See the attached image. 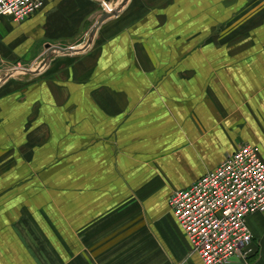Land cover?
Wrapping results in <instances>:
<instances>
[{"label":"crops","instance_id":"crops-1","mask_svg":"<svg viewBox=\"0 0 264 264\" xmlns=\"http://www.w3.org/2000/svg\"><path fill=\"white\" fill-rule=\"evenodd\" d=\"M49 56L0 81V264H203L169 195L243 144L264 161V0H46L0 19V72ZM246 220L234 264H264V215Z\"/></svg>","mask_w":264,"mask_h":264},{"label":"built area","instance_id":"built-area-1","mask_svg":"<svg viewBox=\"0 0 264 264\" xmlns=\"http://www.w3.org/2000/svg\"><path fill=\"white\" fill-rule=\"evenodd\" d=\"M46 0H0V19L20 23ZM107 11L112 9L104 3ZM243 144L213 170L169 195V209L203 264H234L251 252L252 213L264 215V161Z\"/></svg>","mask_w":264,"mask_h":264},{"label":"rangeland","instance_id":"rangeland-1","mask_svg":"<svg viewBox=\"0 0 264 264\" xmlns=\"http://www.w3.org/2000/svg\"><path fill=\"white\" fill-rule=\"evenodd\" d=\"M42 62H35L34 63V65L33 64H31L27 69L28 70H37V69H39L40 68V64H41ZM21 68V69H20ZM20 68H16V69H8V70H3V71H1L0 72V81L1 80H3V79H7V78H9V75L11 76V77H21V78H23V77H25V76H27L28 75V72L27 71H25V70H23L22 68H25V67H20ZM16 70V71H15ZM16 73V74H15ZM10 77V78H11Z\"/></svg>","mask_w":264,"mask_h":264},{"label":"water","instance_id":"water-1","mask_svg":"<svg viewBox=\"0 0 264 264\" xmlns=\"http://www.w3.org/2000/svg\"><path fill=\"white\" fill-rule=\"evenodd\" d=\"M111 15H113V13L111 11L106 12L102 16V18L98 21V24H100L104 19L110 17ZM88 44H89V41L87 42L86 45H88ZM59 51L64 53V54H69V53L75 52L77 50H74V48H59ZM48 59H50V56L43 60L42 64H40V68H41V66H43L44 64H46L48 62ZM23 70L27 71L28 73H36L37 72V70H33V71L28 70V69H23Z\"/></svg>","mask_w":264,"mask_h":264},{"label":"bare ground","instance_id":"bare-ground-1","mask_svg":"<svg viewBox=\"0 0 264 264\" xmlns=\"http://www.w3.org/2000/svg\"><path fill=\"white\" fill-rule=\"evenodd\" d=\"M16 71V70H15ZM16 74V73H15Z\"/></svg>","mask_w":264,"mask_h":264}]
</instances>
